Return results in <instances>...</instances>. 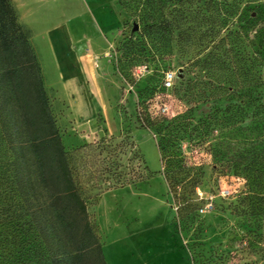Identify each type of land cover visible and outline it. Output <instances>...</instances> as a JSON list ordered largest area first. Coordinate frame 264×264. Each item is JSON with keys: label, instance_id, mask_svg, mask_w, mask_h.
Instances as JSON below:
<instances>
[{"label": "trees", "instance_id": "trees-1", "mask_svg": "<svg viewBox=\"0 0 264 264\" xmlns=\"http://www.w3.org/2000/svg\"><path fill=\"white\" fill-rule=\"evenodd\" d=\"M168 2L174 6L170 19L142 27L198 35V45L210 49L202 61L205 74L213 69L222 78L217 85L210 79L208 93L187 100L227 105L196 123L192 110L172 120L137 121L155 132L160 173L179 191L186 222L196 216L189 196L203 172L186 160L183 143L206 145L217 176L242 179L228 194L227 209L246 227L252 253L264 256V0L153 1ZM153 3L142 4L151 10ZM194 3L199 7L187 15L184 6ZM146 63L134 60L131 67ZM56 107L63 110L59 102ZM0 258L2 264H106L30 33L11 0H0Z\"/></svg>", "mask_w": 264, "mask_h": 264}, {"label": "rangeland", "instance_id": "rangeland-1", "mask_svg": "<svg viewBox=\"0 0 264 264\" xmlns=\"http://www.w3.org/2000/svg\"><path fill=\"white\" fill-rule=\"evenodd\" d=\"M144 1L116 0L125 16L121 55L116 52L117 46L110 50L112 59L116 53L113 60L121 84L117 109L123 125L118 132L104 131L91 138L90 132L71 131L64 111L56 107L57 93L47 88L106 264H264V256L252 253L247 244L246 227L227 209L229 193L241 188L242 179L217 176L206 145L195 147L191 142L182 145L186 160L200 166L203 172L200 184L189 196L196 208L191 222H186L178 209L179 191L170 189L160 173L155 132L137 121L138 116L150 124L155 122L154 118L172 120L192 110L196 123L227 103L223 99L207 103L200 99L197 104L187 100L190 94L208 93L207 82L212 79L217 85L221 74L213 69L205 74L202 61L210 49L198 45V35L192 38L188 32L169 33L149 25L142 27L146 21L151 24L153 20L170 19V10L174 8L173 3L161 7L153 3L156 0H147L153 3L149 10L142 4ZM184 7L187 15H194L199 5ZM70 11L59 0L46 1L40 8L41 28L62 21L70 16ZM17 15L20 22L18 12ZM33 46L45 70L46 86L57 85L47 47L38 43ZM134 60L147 62V74L133 77ZM103 62L102 57L99 64ZM167 72L174 75L170 89L163 87ZM110 96L114 108L108 111V118L113 128L118 122L115 109L118 95ZM98 118L100 121V115ZM214 135L220 136L217 130ZM10 248L18 250L16 246Z\"/></svg>", "mask_w": 264, "mask_h": 264}, {"label": "crops", "instance_id": "crops-1", "mask_svg": "<svg viewBox=\"0 0 264 264\" xmlns=\"http://www.w3.org/2000/svg\"><path fill=\"white\" fill-rule=\"evenodd\" d=\"M11 1L30 33L45 84V70L33 45L47 47L57 85L46 87L57 93L70 130L90 132L91 138L104 131L118 132L123 125L117 109L121 84L110 50L119 43L125 16L116 0H59L71 10L70 16L46 28H41L40 8L48 0ZM102 57L105 62L100 65ZM110 94L118 95V122L113 128L108 118V111L114 108Z\"/></svg>", "mask_w": 264, "mask_h": 264}, {"label": "built area", "instance_id": "built-area-1", "mask_svg": "<svg viewBox=\"0 0 264 264\" xmlns=\"http://www.w3.org/2000/svg\"><path fill=\"white\" fill-rule=\"evenodd\" d=\"M115 55L116 53H114L113 59H115ZM147 72H148V67L145 64L137 65L132 68V75L135 78H139L140 76L147 74ZM173 79H174L173 73L167 72L164 77L163 87L165 89H170L172 87ZM128 89L131 90L132 88L129 86Z\"/></svg>", "mask_w": 264, "mask_h": 264}]
</instances>
